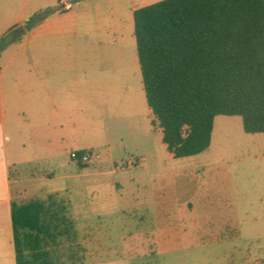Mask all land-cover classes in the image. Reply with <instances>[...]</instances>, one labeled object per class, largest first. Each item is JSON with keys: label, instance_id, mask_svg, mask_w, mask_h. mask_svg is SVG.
<instances>
[{"label": "rangeland", "instance_id": "374dc122", "mask_svg": "<svg viewBox=\"0 0 264 264\" xmlns=\"http://www.w3.org/2000/svg\"><path fill=\"white\" fill-rule=\"evenodd\" d=\"M159 1L82 0L54 17L49 28L75 27L76 57L88 60L89 74L118 86L108 99L94 95L85 113L48 105L31 114L33 122L45 117V126L25 124L12 108L18 171L47 178L35 192L67 199L85 250L78 264H257L264 254V133H247L239 115H219L206 151L169 152L147 102L133 14ZM27 32L16 45L13 33L0 41L1 65L11 61L14 77L35 76L37 66L49 74L57 52L39 31ZM70 149L101 157L83 167L66 157Z\"/></svg>", "mask_w": 264, "mask_h": 264}, {"label": "trees", "instance_id": "16d2710c", "mask_svg": "<svg viewBox=\"0 0 264 264\" xmlns=\"http://www.w3.org/2000/svg\"><path fill=\"white\" fill-rule=\"evenodd\" d=\"M58 10L38 11L18 32ZM134 21L148 105L175 158L206 151L219 115H239L247 133H264V0H162L135 9ZM12 222L17 264L83 262L75 220L58 193L14 202Z\"/></svg>", "mask_w": 264, "mask_h": 264}, {"label": "crops", "instance_id": "0c3cea01", "mask_svg": "<svg viewBox=\"0 0 264 264\" xmlns=\"http://www.w3.org/2000/svg\"><path fill=\"white\" fill-rule=\"evenodd\" d=\"M51 2V0H0V41L13 33L14 41L10 43L13 45L21 40L18 28L30 17L47 7H59L57 12L31 30L39 31L38 35L43 36L46 42L51 41L52 51L57 52V55L52 56L47 62L49 74H42L40 67L43 66H37L35 76L14 77L7 73V70L13 67V63L7 62L3 67L1 65L3 55L0 53V264H17L12 222L13 203L45 198L50 194L42 192L44 190H41V193L34 191V187L44 183L47 178L36 177L32 173L35 171L31 172L29 169V171H18L23 161H19L13 154L14 145L11 135L13 119L9 118V112H12V108L15 109L18 115L16 119L25 124L35 123L36 127L45 126L49 124L42 123L45 117L40 115L36 118V122H33L31 114L39 115V112L42 113L43 108L48 105L55 106L57 110L64 108L68 111L85 113L94 95L108 99L110 90L118 86L116 80H111L107 76L94 77L89 74L88 60L86 58L79 60L76 57L77 32L71 23H63L55 29L49 28L56 15L66 14L69 6L73 7L71 0H57V4ZM28 35L27 32L26 36ZM55 71L58 74H51ZM59 123L65 126L66 121L62 120ZM57 150L60 152L59 149ZM73 152L76 151L66 150V157L72 160ZM141 161L142 159H139L138 163ZM263 257L264 254L256 256L257 264H260L259 260Z\"/></svg>", "mask_w": 264, "mask_h": 264}, {"label": "built area", "instance_id": "2783aa9c", "mask_svg": "<svg viewBox=\"0 0 264 264\" xmlns=\"http://www.w3.org/2000/svg\"><path fill=\"white\" fill-rule=\"evenodd\" d=\"M71 7V5L69 6V8ZM74 154V153H73ZM72 154V155H73ZM101 157L100 153H98L97 151H88V152H85V153H82V154H74V161L77 163V164H88L94 160H97ZM138 161L135 160V161H129L126 166H131V165H135L137 164Z\"/></svg>", "mask_w": 264, "mask_h": 264}]
</instances>
